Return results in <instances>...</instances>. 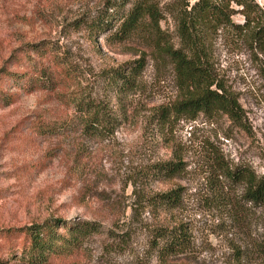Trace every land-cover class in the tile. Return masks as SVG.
I'll return each mask as SVG.
<instances>
[{
  "label": "rangeland",
  "instance_id": "1",
  "mask_svg": "<svg viewBox=\"0 0 264 264\" xmlns=\"http://www.w3.org/2000/svg\"><path fill=\"white\" fill-rule=\"evenodd\" d=\"M101 4L0 0V78L25 75L0 80V90L17 93L0 104V264H34L20 259L23 233L46 220L79 230L35 264H264V208L247 204L215 162L264 174V55L226 35L209 54L241 125L220 114L165 120L161 108L177 97L168 62L150 58L131 93L114 95L98 81L141 54L135 42L92 34L87 23ZM162 30L176 46L172 24ZM104 99L106 121L80 117ZM165 162L183 169L158 173ZM162 230L183 235L169 257L152 244Z\"/></svg>",
  "mask_w": 264,
  "mask_h": 264
},
{
  "label": "trees",
  "instance_id": "2",
  "mask_svg": "<svg viewBox=\"0 0 264 264\" xmlns=\"http://www.w3.org/2000/svg\"><path fill=\"white\" fill-rule=\"evenodd\" d=\"M101 10L90 20L89 30L94 36L110 33L108 40L124 46L135 42L139 57L104 70L97 77L109 92L123 95L134 92L147 67L148 60L168 62L175 75L177 97L170 106L161 108V117L195 121L199 116L222 115L241 125L242 110L237 98L229 93L216 77L209 54L220 35L235 37L251 50L264 55V9L255 0H102ZM241 18L236 23L234 18ZM172 24L177 45L162 30V24ZM1 79L19 82L23 75L3 70ZM29 83V80L26 81ZM17 93L0 90V104L13 102ZM82 119L90 115L89 124L106 121L107 101H97L82 107ZM224 178L242 187V198L255 208H264V174L255 175L245 169H230L216 155ZM183 168L180 163L160 164L158 173L174 175ZM168 196L160 200L166 202ZM158 199V198H157ZM60 220L33 225L25 229L20 259L36 263L57 254L56 244L75 235L79 226H67ZM66 233V234H65ZM182 233L162 230L154 235L152 244L159 257L177 253L182 243ZM264 249V241L261 244Z\"/></svg>",
  "mask_w": 264,
  "mask_h": 264
}]
</instances>
